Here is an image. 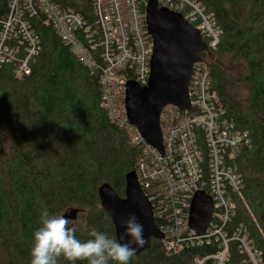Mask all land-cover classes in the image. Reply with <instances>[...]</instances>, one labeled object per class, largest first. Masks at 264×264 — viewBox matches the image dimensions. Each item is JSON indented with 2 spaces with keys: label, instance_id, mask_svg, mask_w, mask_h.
Segmentation results:
<instances>
[{
  "label": "trees",
  "instance_id": "trees-1",
  "mask_svg": "<svg viewBox=\"0 0 264 264\" xmlns=\"http://www.w3.org/2000/svg\"><path fill=\"white\" fill-rule=\"evenodd\" d=\"M198 1L222 31L219 46L202 54L215 105L250 140L234 159L243 176V199H236L237 211L224 232L230 240L240 233L264 264V0ZM9 2L0 0L1 18ZM55 2L94 20L89 0ZM33 29L42 52L31 73L17 79L9 67L0 70V264H31L34 231L45 209L50 216L78 210L73 228L81 241L93 230L117 240L98 191L109 185L124 199L126 177L142 156L130 131L102 107L98 76L77 62L51 27L34 22ZM119 103L124 110V94ZM221 244L213 239L172 256L153 239L130 264H197L217 255ZM58 264L71 262L60 257ZM225 264L252 263L242 245L230 241Z\"/></svg>",
  "mask_w": 264,
  "mask_h": 264
},
{
  "label": "built area",
  "instance_id": "built-area-1",
  "mask_svg": "<svg viewBox=\"0 0 264 264\" xmlns=\"http://www.w3.org/2000/svg\"><path fill=\"white\" fill-rule=\"evenodd\" d=\"M157 1L159 7L181 14L200 31L209 50L219 46L222 31L198 0ZM89 3L94 18L91 23L55 0H10L7 17H0V70L9 67L17 79L28 76L42 52L33 24L51 27L77 62L100 79L102 107L110 120L128 129L132 143L141 147L136 174L153 206L166 253L176 256L216 239L222 243L221 251L196 263L212 260L213 264H225L228 243L237 241L252 264H263L240 233L230 240L224 232L237 211L236 199H243V176L234 159L250 140L228 119L226 110L216 107L217 93L211 88L204 61L193 69L189 87L192 113L173 106L162 112V154L129 124L125 107L122 110L119 103L129 81L146 86L150 78L153 41L147 33V0ZM124 69L128 73L120 74ZM199 191L214 204L212 223L203 236L189 229L191 202Z\"/></svg>",
  "mask_w": 264,
  "mask_h": 264
},
{
  "label": "water",
  "instance_id": "water-1",
  "mask_svg": "<svg viewBox=\"0 0 264 264\" xmlns=\"http://www.w3.org/2000/svg\"><path fill=\"white\" fill-rule=\"evenodd\" d=\"M147 33L153 41L150 78L146 86L134 81L126 85L124 106L129 124L135 128L145 142L164 153L161 115L168 106L192 113L189 87L194 66L203 62L202 54L209 48L200 31L189 24L181 14L159 7L157 0H147ZM101 206L109 215L115 228L117 242L127 243L131 238L121 239L125 222L135 216L143 225V247L133 244L134 257L151 248L152 240L163 241L153 206L142 191L136 172L126 177V196L120 198L109 185L98 191ZM78 210H70L63 217L77 221ZM214 215V204L205 192L195 193L189 210V229L203 236L209 229Z\"/></svg>",
  "mask_w": 264,
  "mask_h": 264
},
{
  "label": "clouds",
  "instance_id": "clouds-1",
  "mask_svg": "<svg viewBox=\"0 0 264 264\" xmlns=\"http://www.w3.org/2000/svg\"><path fill=\"white\" fill-rule=\"evenodd\" d=\"M71 221L63 216H50L45 209L41 215V226L34 231L31 249V264H58V259L76 264L86 261L87 264H130L136 254L133 244L143 247L147 241L143 237V225L133 215L125 222V232L121 239L130 237L127 243H119L107 233L93 230L90 239L79 240Z\"/></svg>",
  "mask_w": 264,
  "mask_h": 264
},
{
  "label": "rangeland",
  "instance_id": "rangeland-1",
  "mask_svg": "<svg viewBox=\"0 0 264 264\" xmlns=\"http://www.w3.org/2000/svg\"><path fill=\"white\" fill-rule=\"evenodd\" d=\"M75 1H77V2L79 1L80 2L81 0H75ZM82 1H86V0H82Z\"/></svg>",
  "mask_w": 264,
  "mask_h": 264
},
{
  "label": "flooded vegetation",
  "instance_id": "flooded-vegetation-1",
  "mask_svg": "<svg viewBox=\"0 0 264 264\" xmlns=\"http://www.w3.org/2000/svg\"><path fill=\"white\" fill-rule=\"evenodd\" d=\"M75 223V222H74ZM74 223H73V225H72V228H73V226H74Z\"/></svg>",
  "mask_w": 264,
  "mask_h": 264
}]
</instances>
